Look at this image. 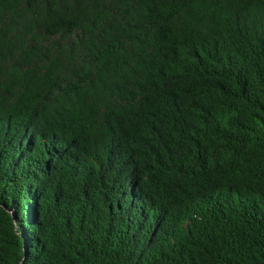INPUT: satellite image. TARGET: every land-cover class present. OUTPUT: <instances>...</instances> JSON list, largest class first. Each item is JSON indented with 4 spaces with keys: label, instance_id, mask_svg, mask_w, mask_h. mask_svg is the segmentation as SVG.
I'll use <instances>...</instances> for the list:
<instances>
[{
    "label": "trees",
    "instance_id": "16d2710c",
    "mask_svg": "<svg viewBox=\"0 0 264 264\" xmlns=\"http://www.w3.org/2000/svg\"><path fill=\"white\" fill-rule=\"evenodd\" d=\"M0 264H264V0H0Z\"/></svg>",
    "mask_w": 264,
    "mask_h": 264
}]
</instances>
